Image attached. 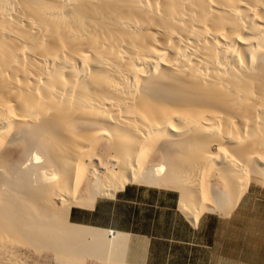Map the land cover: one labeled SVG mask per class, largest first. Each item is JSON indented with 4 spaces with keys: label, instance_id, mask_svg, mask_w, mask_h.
I'll list each match as a JSON object with an SVG mask.
<instances>
[{
    "label": "bare ground",
    "instance_id": "obj_1",
    "mask_svg": "<svg viewBox=\"0 0 264 264\" xmlns=\"http://www.w3.org/2000/svg\"><path fill=\"white\" fill-rule=\"evenodd\" d=\"M255 176L264 0H0V248L122 258L70 209L158 187L195 223Z\"/></svg>",
    "mask_w": 264,
    "mask_h": 264
},
{
    "label": "crops",
    "instance_id": "obj_2",
    "mask_svg": "<svg viewBox=\"0 0 264 264\" xmlns=\"http://www.w3.org/2000/svg\"><path fill=\"white\" fill-rule=\"evenodd\" d=\"M125 191L113 199H97L88 210L72 207L68 214L75 224L125 234L124 258L110 260L123 264H264V196L253 180L227 217L203 214L197 223L177 214L158 219L147 208L143 216L139 207L137 213L124 214Z\"/></svg>",
    "mask_w": 264,
    "mask_h": 264
},
{
    "label": "rangeland",
    "instance_id": "obj_3",
    "mask_svg": "<svg viewBox=\"0 0 264 264\" xmlns=\"http://www.w3.org/2000/svg\"><path fill=\"white\" fill-rule=\"evenodd\" d=\"M253 178V181L261 190V195L264 196V180L257 176ZM162 189L163 188L139 185L125 186L124 190L126 191L124 196H126V202L122 203V212L127 214V212L133 210L137 213L139 207L142 215L144 216L147 214L144 209L147 208L151 210V214L154 211V214L155 216H158V219H167L169 214H177L181 219L188 221V219L181 214L177 207L178 193L176 191ZM117 194H119V192H116L115 195ZM104 199L109 200V198ZM206 214L218 216L214 213ZM7 247V251L6 248H0V264H123L122 261H114L110 260V258H99L94 255H87L84 254L85 252L81 253V250L79 252L80 255L78 252H76L77 254L74 253V255H72L74 257L73 259L72 256H69L68 258L62 256V258H57L54 252L45 247L41 248L39 251L35 250L33 247L19 245H9Z\"/></svg>",
    "mask_w": 264,
    "mask_h": 264
}]
</instances>
